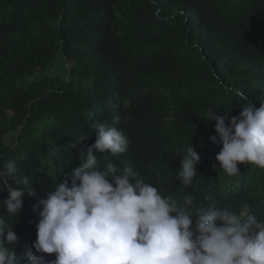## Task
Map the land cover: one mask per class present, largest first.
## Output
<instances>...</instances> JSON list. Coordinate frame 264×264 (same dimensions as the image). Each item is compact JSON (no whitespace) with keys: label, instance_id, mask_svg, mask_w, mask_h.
I'll use <instances>...</instances> for the list:
<instances>
[{"label":"trees","instance_id":"1","mask_svg":"<svg viewBox=\"0 0 264 264\" xmlns=\"http://www.w3.org/2000/svg\"><path fill=\"white\" fill-rule=\"evenodd\" d=\"M237 90L256 108L264 102V0H0V168L14 161L37 192L18 216L0 207L17 258L37 238L33 205L80 166L101 123L130 140L118 156L94 153L101 167L132 165L162 195L199 206L248 203L264 221V169H219L215 121L204 119L210 109L238 116ZM191 143L200 161L183 186L179 162ZM7 196L0 185V201Z\"/></svg>","mask_w":264,"mask_h":264},{"label":"clouds","instance_id":"2","mask_svg":"<svg viewBox=\"0 0 264 264\" xmlns=\"http://www.w3.org/2000/svg\"><path fill=\"white\" fill-rule=\"evenodd\" d=\"M235 96L242 109L238 116L210 109L204 118L215 121L210 140L222 145L215 159L228 176L240 173L239 164L264 169V102L256 108L244 92L237 90ZM95 128V142L80 149V166L64 173L65 180L33 205L37 238L20 259L13 250L18 237L0 215V264H264V221L250 204L236 211L199 206L191 196L180 201L162 195L132 165L101 167L94 153L118 156L130 140L114 125ZM87 138L84 133L67 147L74 149ZM59 150L52 147L48 156ZM199 161L191 143L179 162L181 185L193 183ZM18 172L14 161L0 168V185L8 193L0 207L9 217L18 216L25 195L37 197L29 176ZM33 249L55 259L46 261Z\"/></svg>","mask_w":264,"mask_h":264}]
</instances>
